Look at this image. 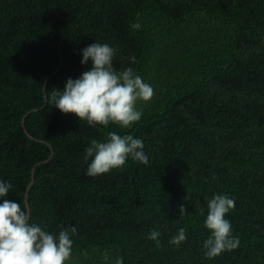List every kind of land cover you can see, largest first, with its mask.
Listing matches in <instances>:
<instances>
[{
  "label": "trees",
  "instance_id": "obj_1",
  "mask_svg": "<svg viewBox=\"0 0 264 264\" xmlns=\"http://www.w3.org/2000/svg\"><path fill=\"white\" fill-rule=\"evenodd\" d=\"M95 41L154 88L130 128L90 127L52 106ZM109 131L141 138L149 163L86 175L85 147ZM41 141L54 155L34 169L30 216L52 232L77 228L68 264H264V0H0L6 199L24 205L50 153ZM221 193L235 200L226 218L240 244L209 259L200 209ZM181 227L187 240L172 244Z\"/></svg>",
  "mask_w": 264,
  "mask_h": 264
},
{
  "label": "clouds",
  "instance_id": "obj_2",
  "mask_svg": "<svg viewBox=\"0 0 264 264\" xmlns=\"http://www.w3.org/2000/svg\"><path fill=\"white\" fill-rule=\"evenodd\" d=\"M134 27L139 28L137 23ZM82 65L87 70L77 78H67L62 89L53 92L51 103L62 113H72L90 127L109 124L130 128L141 120L138 102H149L154 95L153 86L132 67L118 70L113 60L117 49L108 43L95 41L80 50ZM135 62L134 57L129 58ZM147 165L149 156L141 138L131 134L107 132L103 140L91 139L84 149L87 162L86 175L96 177L121 168L127 160ZM12 185L0 179V264H68L73 255L74 225L60 226L52 232L32 220L27 205L6 199ZM235 207V200L226 194H213L207 200L204 227L210 235L203 241L204 255L211 259L223 252L239 247L240 239L233 235L231 221L226 218ZM186 214L184 204L179 206V216ZM160 233L152 230L148 239L156 241ZM187 240L184 227L178 229L171 243L180 245ZM105 261L109 256L105 254ZM114 264H123L117 257Z\"/></svg>",
  "mask_w": 264,
  "mask_h": 264
},
{
  "label": "water",
  "instance_id": "obj_3",
  "mask_svg": "<svg viewBox=\"0 0 264 264\" xmlns=\"http://www.w3.org/2000/svg\"><path fill=\"white\" fill-rule=\"evenodd\" d=\"M24 118H22V125H23V122H24V120H23ZM25 132H26V134L28 135V137L30 138V139H32V140H36V141H40L39 139H37V138H35V137H33L32 135H30L26 130H25ZM41 142H43V141H41ZM43 143H45L47 146H48V148H49V156H48V158L47 159H45V160H43V161H41V162H38V163H36L33 167H32V169H31V179H30V181H29V184L27 185V188H26V192H25V194H24V205H27L28 206V208H29V204H28V201H27V197H28V192H29V189H30V187L32 186V184H33V178H34V169H35V167H37L38 165H41V164H43V163H46V162H48L52 157H53V155H54V152H53V149L51 148V146L48 144V143H46V142H43ZM30 212V211H29Z\"/></svg>",
  "mask_w": 264,
  "mask_h": 264
}]
</instances>
